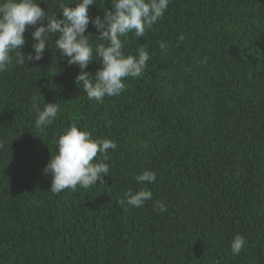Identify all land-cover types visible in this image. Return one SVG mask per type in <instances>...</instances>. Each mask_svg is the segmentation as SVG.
Here are the masks:
<instances>
[{
  "label": "trees",
  "instance_id": "16d2710c",
  "mask_svg": "<svg viewBox=\"0 0 264 264\" xmlns=\"http://www.w3.org/2000/svg\"><path fill=\"white\" fill-rule=\"evenodd\" d=\"M75 2L39 6L59 18ZM110 8L96 0L89 15ZM85 35L99 43L91 24ZM54 40L42 60L0 73V264H264V0H171L143 37L126 38L125 55L149 53L144 73L103 103L75 84L80 69ZM34 95L60 105L44 132ZM72 125L118 147L104 184L55 194L43 169ZM145 170L154 183L136 182ZM141 189L153 193L143 207L118 203Z\"/></svg>",
  "mask_w": 264,
  "mask_h": 264
},
{
  "label": "clouds",
  "instance_id": "9594fccd",
  "mask_svg": "<svg viewBox=\"0 0 264 264\" xmlns=\"http://www.w3.org/2000/svg\"><path fill=\"white\" fill-rule=\"evenodd\" d=\"M170 2L111 0V8L103 10L101 18L89 15L90 6L96 4V0H78L73 4L75 6L60 3L61 12L57 18L47 15L39 6L40 0H0V73L6 72L14 59L20 65L42 60L50 38L54 37L55 50L66 58L68 65L80 69L75 84L83 89L88 100L103 103L106 96H119L125 91V79L138 78L144 73L149 53L140 47L136 56L125 55L126 38L129 34L143 37L146 30L163 18ZM89 24L98 33L95 40L99 43L95 46L90 43L89 35H85ZM30 27L35 29L31 31L34 54L25 55L22 51L26 44L24 34ZM180 39L183 40V36ZM159 47L163 51L166 45L160 42ZM93 61L101 65L94 75L85 71ZM31 106L37 113L35 127L41 132L53 124L60 111L59 102L46 103L40 95L32 97ZM56 145V154L51 155L43 169L45 175L52 176L50 191L55 194L75 191L77 186H97L98 181L104 184V177L109 176L110 170L106 163L111 159L109 150L115 151L118 147L111 139H93L90 132L79 130L76 125L60 135ZM3 148L4 143L0 142V149ZM135 179L138 184H150L156 181V175L145 170ZM152 198L150 190H129L118 203L139 208ZM156 207L160 212H167L161 201H156ZM246 246V238L236 234L230 244L231 253L239 255Z\"/></svg>",
  "mask_w": 264,
  "mask_h": 264
}]
</instances>
